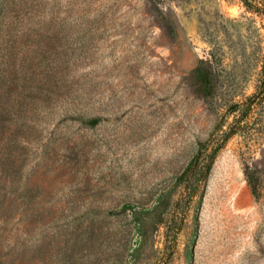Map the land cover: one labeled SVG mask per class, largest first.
Here are the masks:
<instances>
[{
  "label": "rangeland",
  "instance_id": "rangeland-1",
  "mask_svg": "<svg viewBox=\"0 0 264 264\" xmlns=\"http://www.w3.org/2000/svg\"><path fill=\"white\" fill-rule=\"evenodd\" d=\"M263 77L241 0H0V264H264Z\"/></svg>",
  "mask_w": 264,
  "mask_h": 264
},
{
  "label": "trees",
  "instance_id": "trees-1",
  "mask_svg": "<svg viewBox=\"0 0 264 264\" xmlns=\"http://www.w3.org/2000/svg\"><path fill=\"white\" fill-rule=\"evenodd\" d=\"M241 2L246 7L250 8V9H252V10H254V11H256V12H258V13H260V14H262L264 16V0H241ZM20 51L21 50L16 49V52L17 53L20 52ZM23 63H24V61H23ZM23 63L20 62V66L21 67H23ZM6 74L7 75L10 74V72H8ZM14 74H16V76L15 75L14 76L12 75L13 76V79H15V80H17V79L22 80L20 86H22V87H24V86H30L31 83L27 80L28 73L26 71H24L22 69H19V71L16 70L14 72ZM263 83H264V81H263ZM88 121H89V123H95V122L98 121V118H91Z\"/></svg>",
  "mask_w": 264,
  "mask_h": 264
}]
</instances>
